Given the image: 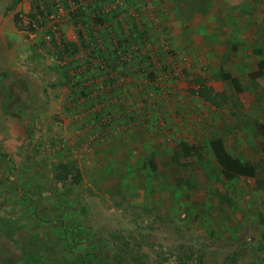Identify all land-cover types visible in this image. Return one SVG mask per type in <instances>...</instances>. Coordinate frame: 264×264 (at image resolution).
Wrapping results in <instances>:
<instances>
[{
    "label": "rangeland",
    "instance_id": "1",
    "mask_svg": "<svg viewBox=\"0 0 264 264\" xmlns=\"http://www.w3.org/2000/svg\"><path fill=\"white\" fill-rule=\"evenodd\" d=\"M94 1L0 0V264H264V0ZM129 36L128 78H106ZM216 138L257 176L225 181Z\"/></svg>",
    "mask_w": 264,
    "mask_h": 264
},
{
    "label": "trees",
    "instance_id": "2",
    "mask_svg": "<svg viewBox=\"0 0 264 264\" xmlns=\"http://www.w3.org/2000/svg\"><path fill=\"white\" fill-rule=\"evenodd\" d=\"M21 2V0H14L13 7L18 5ZM96 23L99 25H102L101 19H95ZM64 51L67 53L69 51V48H66L63 46ZM264 75V60H260L257 64V70L249 75V78L252 81H255L259 78H261ZM222 81L228 82L233 90L236 93H242L243 88L242 85L237 78H233L228 73H222L221 78ZM199 97H202L210 104H217V97L218 95L214 93L211 89L208 88H202L197 94ZM260 133L262 136H264V126H260ZM209 150L220 168L221 176L225 181H233L238 178H248L252 179L257 176V170L256 166L253 163L250 162H243L240 159H237L233 157L227 150L225 149V146L223 144V141L221 138L213 139L208 144ZM180 148L182 150L181 154L184 158H189L192 156L193 153H197V150L195 147L188 146L186 143H181ZM257 150L264 154V142L258 141L257 142ZM152 169L155 170V165L151 164ZM77 175L73 178V182L75 184L79 183V174L78 171H76ZM68 176V173H67ZM66 177V176H65Z\"/></svg>",
    "mask_w": 264,
    "mask_h": 264
},
{
    "label": "crops",
    "instance_id": "3",
    "mask_svg": "<svg viewBox=\"0 0 264 264\" xmlns=\"http://www.w3.org/2000/svg\"><path fill=\"white\" fill-rule=\"evenodd\" d=\"M184 2V1H183ZM190 2V1H189ZM94 3H101V2H96V1H94ZM180 7H182V6H180ZM182 8H184V7H182ZM181 12H184V17H178V18H180V19H178V20H176L175 22L172 20V21H169L168 23H166V22H164V24H163V27L164 28H166V27H168V29L169 28H172V35L174 34L175 35V38H176V36H179V38L181 39V40H179V41H175V42H173L172 44H173V46H176V47H180V45L181 46H188V44H189V39L187 38V34H188V29H190L191 28V26H192V24H189L188 23V27L186 26V24H183V20H185L186 18H187V15L186 14H188V10H183V9H181ZM189 15V14H188ZM101 19L102 21H103V17L102 16H98L97 17V19ZM107 18V17H106ZM134 19V18H133ZM95 21V20H94ZM135 22L137 23H139V20L138 19H135ZM95 24H93L94 25V29H96V33L95 34H99V33H101L103 30H104V26H105V21H103L102 22V25H99V24H97L96 22H94ZM137 23V24H138ZM191 23V22H190ZM141 27V26H140ZM82 35V34H81ZM80 35V39H82V36ZM137 36H139V39L140 38H142V35H141V33L140 32H138V34H137ZM131 38L133 39V37L132 36H129V37H125L124 39H122V41H120L119 42V44H120V46L119 45H115V46H111V48L110 49H108V50H105V54L107 53V56L106 57H104V55L102 56L101 55V57L103 58V59H101V60H103V61H106V64H107V72H108V74H107V76H106V78H116L115 77V74H114V72L115 73H117V72H121L120 73V76H119V73L117 74L118 76H117V78H128V64H127V62L129 61H124V64L122 65V67H120V68H114V66H117V64H118V60L121 58V50H128L127 49V47L125 46L126 44H129V41H131ZM135 39V38H134ZM177 39V38H176ZM194 41H195V39H194ZM97 42H98V40H97ZM134 42H136V41H134ZM125 43V44H124ZM136 44H137V42H136ZM96 45H98V43H96ZM95 48V50H92L91 51V53H93V54H95V57H93V58H88L89 59V62H88V59L87 60H85L84 61V63H81V64H79L78 66H82V65H89V66H93L92 68H94L95 66H97L96 68H98V67H101L102 66V61H101V64L99 63V59H100V57H98V55H97V52L98 51H100L99 49H102V48H100L99 47V45L97 46V48H96V46H94ZM136 47V50L138 49V46H135ZM131 49H133V48H131ZM187 53H185V55L186 56H183L184 58V61H187V58H188V53H190L189 52V50H187V49H184ZM218 50L220 51V49H215V51H217V53H218ZM102 51V50H101ZM89 52H84V51H80V50H78L77 49V52H76V55H78V56H84V55H87ZM102 54H104L103 53V51H102ZM184 55V54H183ZM74 57V59H76V56L74 55L73 56ZM110 58V59H109ZM260 60H262V59H260ZM259 60V61H260ZM108 61H110V62H108ZM173 61V60H172ZM259 61L257 62V64L259 63ZM66 63V60H65V62H64V64ZM173 63H175V62H173ZM113 64H114V66H113ZM122 68V69H121ZM117 69V70H116ZM119 69H120V71H119ZM257 70V65H256V68H255V70L253 71V72H255ZM252 72V73H253ZM94 73V78H103L104 76H100V72H99V70H97L96 71V73L95 72H93ZM222 73H228V74H230L229 72H220L219 73V78H221V74ZM251 74V73H250ZM249 74V75H250ZM231 75V74H230ZM232 76V75H231ZM264 76V75H263ZM262 76V77H263ZM233 77V76H232ZM249 77V76H248ZM261 77V78H262ZM105 78V77H104ZM233 78H235V77H233ZM222 81V80H221ZM224 82V81H223ZM226 83H228V82H226Z\"/></svg>",
    "mask_w": 264,
    "mask_h": 264
},
{
    "label": "built area",
    "instance_id": "4",
    "mask_svg": "<svg viewBox=\"0 0 264 264\" xmlns=\"http://www.w3.org/2000/svg\"><path fill=\"white\" fill-rule=\"evenodd\" d=\"M97 1H103L105 4H113L110 6H105V8L102 10V14H110L112 12H115L116 8L122 5V0H95ZM121 14H118V16ZM33 24V23H32ZM34 25V24H33ZM49 39V38H48Z\"/></svg>",
    "mask_w": 264,
    "mask_h": 264
}]
</instances>
